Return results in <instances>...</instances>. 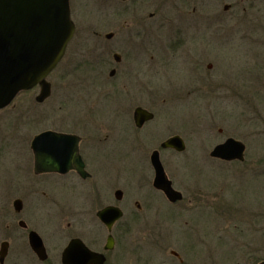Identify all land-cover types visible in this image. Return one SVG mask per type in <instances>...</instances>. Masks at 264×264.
I'll use <instances>...</instances> for the list:
<instances>
[{"label":"flooded vegetation","instance_id":"obj_1","mask_svg":"<svg viewBox=\"0 0 264 264\" xmlns=\"http://www.w3.org/2000/svg\"><path fill=\"white\" fill-rule=\"evenodd\" d=\"M225 1H89L81 22L87 24L79 23V29L82 25L89 27L80 40L83 48L79 49L78 66L91 73L84 74L88 82L82 88L99 90L102 98L114 99L121 107L112 120L67 113H48L31 120L34 124L45 122V129L38 134L51 133L46 140L48 162L43 165L51 169L36 168V131L28 140L29 155L21 156L26 161L20 166L8 164L0 168V264H196L197 243L203 244V235L211 238V243L228 238L229 220L240 223L242 237L253 232L254 244H245L253 245L252 252L243 251L247 264L262 262L255 257L260 253L258 235L264 231L259 204L233 207L219 197H182L171 201L155 188L154 172L152 187L164 195L165 201L158 215L166 212L170 218L160 222L156 232H147L145 227L137 228V223L144 217L148 204L155 206L154 198L145 196L150 203L133 201L131 197L142 195L131 192L129 172L117 175L102 162L122 145L128 151L150 154V158L156 151L160 158L164 153H184L190 137L200 135L209 139L208 133L216 127L211 116L214 105L223 104L227 91L238 89L239 102L251 110L253 133L222 137L208 157L219 164L264 167V158L261 161L258 154L253 155L250 144L254 138L258 147L264 148V63L258 56L254 75L241 80L244 71H229L221 67L219 60L211 61L213 54L207 46L212 42V32L222 31L229 22V12L236 8ZM218 3L223 4L221 10ZM246 11L244 7L243 12ZM220 38V42H226L228 35L221 33ZM65 57L66 54L60 64ZM51 86L46 100L55 92L52 83ZM185 91L186 97L182 96ZM181 101L204 106V113L196 114L190 122L174 118L172 108ZM62 109L61 104L56 108ZM242 127L247 130L248 124ZM223 132V128L218 129L220 135ZM63 135L75 137L69 141ZM174 136L184 141L183 151L165 146ZM230 138L244 144L243 160L227 161L211 155L216 146ZM207 139L204 144L210 143ZM5 146L3 141L0 153ZM69 148H77L81 163L76 155L67 153ZM161 161L177 189L162 158ZM145 171L140 180L148 184ZM107 207L119 208L122 215L115 218L109 213L108 222L104 221L100 212ZM131 207L135 209L130 210ZM204 210L226 223L218 234L199 231L194 221L191 225H179V231H170L164 225L186 214L194 220V213Z\"/></svg>","mask_w":264,"mask_h":264},{"label":"rangeland","instance_id":"obj_2","mask_svg":"<svg viewBox=\"0 0 264 264\" xmlns=\"http://www.w3.org/2000/svg\"><path fill=\"white\" fill-rule=\"evenodd\" d=\"M83 1L71 0V9L77 30L65 59L48 76V81L52 83L55 91L51 100L48 99L50 101L46 100L42 104L36 102L35 98L39 93V88L36 87L19 94L8 108L0 110V145L6 141L5 150L0 153V168L7 167L8 164L20 166L26 161L21 156L29 155L27 146L30 134L34 131H36L35 134H38L45 129V122L34 124L31 121L35 117L41 118L48 113H67L70 115L88 114L91 119L96 120H112L117 109L121 107L114 99L102 98L99 90L92 91L91 87L82 88V84L87 85L88 82L84 74L90 75L91 73L83 68L81 70L78 66L80 50L83 48V44L80 45V40L89 27L82 25V29H79V23L83 22L84 8L87 10L89 1L93 2V0H88L87 5H83ZM224 3H232L236 8L229 12V22L222 28L223 30L212 32L214 35L212 42L209 43L210 45L207 44L208 50L213 54L211 61L219 60L221 67L228 68L229 71H244L241 80L248 79L255 73L258 56L264 63V0H226ZM222 6L223 4L218 3L217 8L221 10ZM244 7L247 8L245 13L243 12ZM221 33L228 35L226 42H220L222 40ZM256 39L261 42L258 40L256 42ZM84 49L88 51L89 48ZM77 51H80L78 57L72 62V57L76 55ZM231 75L229 74V76ZM187 92L185 91L182 96L186 97ZM200 96L203 97V94ZM238 99L239 90H229L223 104L214 105L216 109L213 110L211 116L213 125L216 127L208 133L210 134L208 135L209 139L200 135L190 137L191 142L184 153L174 155L164 153L161 158L170 178L184 197L224 198L233 207L242 203L251 206L256 203L259 204L263 220L264 167L260 168L256 164L255 169H250L237 164H219L208 157L212 147L222 137L237 138L243 134L253 133L251 110L240 103ZM60 104L63 109L57 111L56 108ZM203 110L204 106L194 104L192 101H181L172 108L171 114L180 121L190 122L196 114L204 113ZM246 124H248L247 130L242 127ZM219 128L224 129L223 135L218 133ZM204 139L210 143L204 144ZM209 144L212 146L206 150ZM250 144L254 153L250 152L251 156L258 154L257 158L262 161L264 148L258 147L254 138ZM102 162L104 167L113 168L117 175L119 172L126 174L129 172L132 177L131 192L142 195V197H131L133 201L141 199L150 203L145 196L149 195L154 198L155 206L147 205L143 212L144 217L141 218L143 220L138 221L137 228L145 227L147 232H156L160 222L170 216L166 212H160L158 215V212L162 211L161 206L165 205V201L162 198L164 195L152 187L154 171L150 163V154L147 156L146 153L134 149L128 151L127 146L122 145L117 148L115 153L104 157ZM143 170H146L144 174H148V184L140 180ZM132 209L135 207L130 208V210ZM193 218L194 220L186 214L181 218H175L173 223L170 221L164 225L170 231H179V225L186 226V223L191 225L194 221V226L199 231H213L214 234L219 231L220 227L226 225L221 217L210 211H198L194 213ZM227 225L229 236L223 241L211 243V238L203 235V244L197 243L196 245L198 247L195 256L196 264H247L243 251L252 252L253 245L246 247L245 244H254L252 242L253 232H247L242 237L240 234L242 226L239 222H230L229 220ZM262 230H264V226H262ZM258 236L260 253L257 252L255 257L264 261V231H261Z\"/></svg>","mask_w":264,"mask_h":264},{"label":"water","instance_id":"obj_3","mask_svg":"<svg viewBox=\"0 0 264 264\" xmlns=\"http://www.w3.org/2000/svg\"><path fill=\"white\" fill-rule=\"evenodd\" d=\"M74 32L70 0H0V108L9 105L20 91L37 84L41 87L37 101L42 102L50 95L51 84L46 77L62 59ZM50 134L43 132L33 142L38 171L51 169L43 166L48 162L46 140ZM63 137L70 141L75 136ZM165 146L180 151L185 149L180 136L172 137ZM244 150L242 142L230 138L216 146L211 155L227 161L243 160ZM74 152L77 148L67 150L81 163V158ZM151 163L155 170L154 186L171 201L182 199V193L172 186L158 151L152 154ZM109 213L115 218L122 215L119 208L107 207L100 212L106 222Z\"/></svg>","mask_w":264,"mask_h":264}]
</instances>
